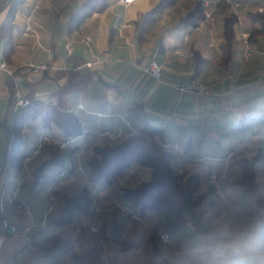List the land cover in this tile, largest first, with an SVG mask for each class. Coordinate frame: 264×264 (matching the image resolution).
Listing matches in <instances>:
<instances>
[{
  "label": "crops",
  "instance_id": "crops-1",
  "mask_svg": "<svg viewBox=\"0 0 264 264\" xmlns=\"http://www.w3.org/2000/svg\"><path fill=\"white\" fill-rule=\"evenodd\" d=\"M83 1L23 0L13 16V50L6 63L14 70L15 79L23 84L29 99L47 102L49 94L65 81V76L58 74L61 68L90 61L91 67L85 69L93 70V78L84 87L68 92L60 103L80 123L82 131L75 135V141L82 152L54 148L39 139V151L15 168L8 161L1 165L9 146L5 125L10 123L15 108L10 101L9 77L0 73V121H4L0 123V192L3 194L0 221L5 218L13 224L31 226L27 234L5 236L0 244V264H40L41 253L33 241L49 234L70 239L73 245L71 251L53 264H79L72 253H82L92 246L99 252L98 259L81 264H148L152 252L149 237L163 227L164 217L155 210L139 215L121 193L123 188L148 180L150 168L132 164L121 177L109 183L102 180L92 183L86 164L95 145L113 144L138 132L145 124L163 129L162 146L173 152L175 170L183 179L198 174L200 190L206 193L201 204L181 212L186 222L176 236L177 248L219 224L256 219L264 211V142L260 146L238 148L236 142L246 140L253 129L227 126L222 120V109L231 97H244L251 91L264 93V54L259 50L264 45V31L256 32L260 23L254 15L264 12L259 10L264 9V0H239L236 10L221 1H211L212 25L203 24L202 15L194 25L183 24L181 17L200 0H175L158 14L143 38H139L136 21L141 13L161 0H106L104 9L93 12L77 27L69 26L70 14ZM8 2L0 0V5ZM7 12L8 5L0 9V25ZM230 14L236 20L230 57L225 61L223 28ZM251 30V48L245 55L240 37L243 31ZM81 37H87L89 44H84ZM195 53L203 59L198 71ZM0 58L3 59L1 43ZM152 60L161 65L159 77L144 70ZM28 63H45L47 68L36 71ZM191 78L207 85V91H179L172 85ZM42 130L60 138L68 136L54 122L44 126L40 115L30 118L21 131L23 156L31 154L33 144L28 138L36 134L40 137ZM118 130L121 136L108 137L107 132ZM53 152L58 162L44 168L32 186L33 170ZM257 153L261 158L253 167L258 197L243 192L238 185L242 169L236 162L240 158L251 159ZM226 168L229 174L223 179L222 187L229 201L226 212L220 215L217 197L206 175L211 170L221 172ZM91 184L106 193L104 201L92 197L96 227L102 220H122V237L131 247L122 248L90 229L92 212L75 211L70 224L54 223L65 206V197ZM13 191L17 199L12 197ZM113 199L127 208L115 206Z\"/></svg>",
  "mask_w": 264,
  "mask_h": 264
},
{
  "label": "trees",
  "instance_id": "trees-1",
  "mask_svg": "<svg viewBox=\"0 0 264 264\" xmlns=\"http://www.w3.org/2000/svg\"><path fill=\"white\" fill-rule=\"evenodd\" d=\"M23 0H9L8 3L0 5V9L8 5V12L0 25V43L2 45V56L6 61L9 60L13 47L11 45V35L13 29V16L18 5ZM201 1V0H200ZM188 11L181 22L183 24L194 25L203 13L202 1ZM175 0H161L150 10L141 13L136 21L139 30V38H143L152 23L157 19L158 14ZM107 5L106 0H84L71 14L69 26L77 27L84 19L93 12L104 9ZM260 26L256 32L264 31V12H256ZM235 15L230 14L224 20V60L230 57V45L233 37V25ZM249 33V39L251 38ZM197 59L196 71L199 69L201 59L195 53ZM84 62V61H83ZM81 62V63H83ZM79 63V64H81ZM76 65V64H75ZM82 67L77 69L74 65L70 68H61L58 71L60 76H65V81L56 90L49 94L47 102L29 99L30 103L26 106L15 109L10 123L6 124L8 137V150L1 165L8 161L9 166L20 168L22 166L23 155L20 150L21 131L24 123L36 116H41L44 126L54 122L66 135L75 136L81 133V126L77 117L70 111L61 108L60 103L64 96L71 91L84 87L91 78L93 70ZM10 101L13 93V83L9 79ZM4 121H0L3 123ZM164 131L161 127L145 124L138 132L123 138L113 144L104 143L94 146L92 155L87 159L88 179L95 183L102 180L106 183L114 178L121 177L132 164L149 167L151 176L148 180L140 182L134 187L122 189V198L137 209L139 215H143L148 210H155L164 217L163 229L174 239L175 244L169 250L177 248L176 236L184 227L186 218L181 212L201 204L206 196L200 190V176L196 173L188 175L185 179L178 173L172 164L173 152L165 149L163 145ZM261 158L257 153L251 159L240 158L236 162L242 169L238 185L243 192H251L256 197L259 196L258 183L255 181L254 162ZM59 158L55 153L43 160L33 170L32 186L35 185L44 168L57 163ZM75 211L90 214L93 211V198L87 187H83L78 193L65 197V206L59 217L54 221L56 225L63 226L72 222ZM256 219L264 220V211L256 215ZM96 232L101 237H107L118 243L122 248H129L131 244L122 237V220H102ZM149 239L152 242V252L148 259V264H168V260L162 254L161 243L154 232ZM34 246L41 253L40 264H53L63 254L72 250V241L57 234H49L43 239L33 241ZM76 263L94 262L99 257V252L95 246L89 247L82 253H72Z\"/></svg>",
  "mask_w": 264,
  "mask_h": 264
},
{
  "label": "clouds",
  "instance_id": "clouds-1",
  "mask_svg": "<svg viewBox=\"0 0 264 264\" xmlns=\"http://www.w3.org/2000/svg\"><path fill=\"white\" fill-rule=\"evenodd\" d=\"M223 123L232 128L251 127L253 134L237 141L238 148L264 142V93L251 91L224 102ZM168 264H264V220L224 223L185 241L165 257Z\"/></svg>",
  "mask_w": 264,
  "mask_h": 264
},
{
  "label": "built area",
  "instance_id": "built-area-1",
  "mask_svg": "<svg viewBox=\"0 0 264 264\" xmlns=\"http://www.w3.org/2000/svg\"><path fill=\"white\" fill-rule=\"evenodd\" d=\"M211 1L212 2L221 1L225 5L231 6L232 9L234 10H236L240 5L239 0H203L204 6H208V13H202V23L206 25H212L214 23V15L209 8V4ZM259 10L263 11V8H259ZM240 39L244 40V51H245V55H247L251 48L250 43H249V32L243 31V37H240ZM81 40L84 44L86 45L89 44V39L87 37H81ZM259 50L260 52L264 54V45H262ZM91 65H92V62L86 61L82 64H76L74 65V67L77 69H80L82 67H91ZM27 66L33 70H37L38 68L45 69L47 67L46 64L44 63H41V64L28 63ZM144 70L152 74L155 77H159L160 71H161V65L157 61L152 60L145 66ZM2 72H4L9 77V79H11L13 83L12 104L14 108L16 109L17 107L27 105L29 103V100L23 93V88H22L21 83L15 79L14 70L11 68H8V65H4L0 62V73ZM172 85L174 88H176L179 91H192L195 93H204L207 91V85L200 82L196 78H191L190 80L186 82H173ZM107 135L109 138L114 139L116 137L121 136V131L118 130L115 133L107 132ZM47 137H48V132H47ZM50 140H52L54 143H59V146H61V149L63 148L64 143H72L73 151L76 154H80L82 152V148L75 141V136H65L63 138H60L55 135V139H50ZM171 146L173 149L176 148L174 144H172ZM28 157L29 156H24L23 162H25L28 159ZM227 175H228V171L225 169L221 173L211 170L206 176L207 177L206 181L210 184L212 192L217 197L218 209L221 214L226 212L227 197H226V194L223 192L222 181L223 179L226 178ZM88 190L91 196L95 200L104 201L106 199V193L103 188L97 185L91 184L88 186ZM2 195H3L2 192H0V212L1 213L3 212ZM12 197L14 199L18 198L17 193L15 191L12 192ZM113 203L117 207L127 208L126 206L121 205L115 199H113ZM95 211L96 209H94V212H92L91 215L89 216L90 229H92L93 231H96L97 229L95 225ZM131 215H134V214L131 213ZM30 229H31L30 225H26V224L17 225V224L10 223L5 218H2L0 221V244L7 234H13V235L27 234L30 231ZM156 235L161 243L162 254L166 257V254L169 253V250L174 246L175 241L169 235V233L165 231L163 228L158 229L156 231Z\"/></svg>",
  "mask_w": 264,
  "mask_h": 264
},
{
  "label": "bare ground",
  "instance_id": "bare-ground-1",
  "mask_svg": "<svg viewBox=\"0 0 264 264\" xmlns=\"http://www.w3.org/2000/svg\"><path fill=\"white\" fill-rule=\"evenodd\" d=\"M201 1H202V10H203V13H208V6H204V4H203V0H201ZM241 42H242V44L244 45V40H243V39H242ZM0 62H1L2 64H4V65H7V63L5 62V60H3V59H1V58H0ZM8 68H9V67H8ZM50 139H55V136H53L51 133L48 132V137H47V132H46V131L40 133V140H41V141H43V142H45V143H47V144H49V145L55 146V147H57V148H59V149H61V146H59V143H54V142H53L52 140H50ZM64 148H71V149H73L72 143H64L62 149H64ZM35 151H36V149H33V150H32V152H35ZM24 156H29V155H24Z\"/></svg>",
  "mask_w": 264,
  "mask_h": 264
},
{
  "label": "rangeland",
  "instance_id": "rangeland-1",
  "mask_svg": "<svg viewBox=\"0 0 264 264\" xmlns=\"http://www.w3.org/2000/svg\"><path fill=\"white\" fill-rule=\"evenodd\" d=\"M125 2H126V0H124ZM201 6H202V4H201ZM263 11H264V9H263ZM201 20H202V18H201ZM84 63V62H83ZM35 64H41V63H35ZM45 64V63H44ZM82 64V63H81ZM47 66V65H46ZM47 68V67H46ZM45 68V69H46ZM45 69H40V68H38L36 71H38V70H45ZM21 83V82H20ZM21 85H22V88H23V93H24V95L26 96V94H25V92H24V87H23V84L21 83ZM27 97V96H26ZM27 99L29 100V98L27 97ZM29 103H30V100H29ZM28 103V104H29ZM27 104V105H28ZM26 106V105H25ZM21 107H23V106H21ZM17 108H19V107H17ZM16 108V109H17ZM4 110H6V106H5V109ZM49 132V133H51V134H53L52 132H50L49 130H42V131H40L39 133H42V132ZM53 135H55V134H53ZM57 136V135H56ZM68 136H71V135H68ZM58 137V136H57ZM28 138V137H27ZM117 138V137H116ZM40 139V137H39V134H36L35 136H33V137H29L28 138V140L30 141V143L31 144H33L31 147H32V149L34 148V147H38V145H39V140ZM52 147H54V146H52ZM54 148H56V147H54ZM32 149H31V154L29 155V157H28V159L27 160H29L30 159V157L32 156V155H34V154H36L38 151H39V148H38V150L36 151V152H32ZM59 149V148H58ZM23 158H24V156H23ZM26 160V161H27ZM22 163H23V159H22ZM225 169H223L221 172H223ZM226 170L228 171V169L226 168ZM221 172H218V173H221ZM228 174H229V171H228ZM207 176V175H206ZM227 177V176H226ZM207 178V177H206ZM208 183V182H207ZM209 184V183H208ZM223 188V187H222ZM223 192H224V190H223ZM225 193V192H224ZM226 194V193H225ZM226 197H227V203H228V201H229V199H228V196L226 195ZM227 203H226V205H227ZM217 205H218V202H217ZM218 211H219V209H218ZM219 214L220 215H223V214H221L220 213V211H219Z\"/></svg>",
  "mask_w": 264,
  "mask_h": 264
}]
</instances>
